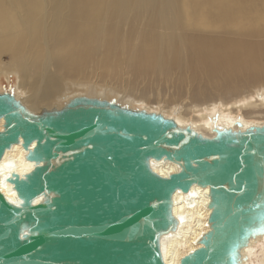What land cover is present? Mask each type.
<instances>
[{"label":"water","instance_id":"95a60500","mask_svg":"<svg viewBox=\"0 0 264 264\" xmlns=\"http://www.w3.org/2000/svg\"><path fill=\"white\" fill-rule=\"evenodd\" d=\"M0 123V160L20 142L34 163L6 176L13 200L0 187V264H166L174 194L192 185L208 189V230L178 264H242L264 235V124L204 135L101 96L32 109L7 90ZM158 160L178 170L162 175Z\"/></svg>","mask_w":264,"mask_h":264},{"label":"bare ground","instance_id":"6f19581e","mask_svg":"<svg viewBox=\"0 0 264 264\" xmlns=\"http://www.w3.org/2000/svg\"><path fill=\"white\" fill-rule=\"evenodd\" d=\"M119 51L124 70L111 65ZM70 52L78 56L70 58ZM10 70L32 109L56 105L51 100L70 84L94 96L98 85L88 81L97 72L102 95L116 90L123 102L138 92L146 110L204 135L214 125L235 128L236 120L243 127L264 124V90L255 88L264 87V0H0V72ZM25 153L18 142L0 160L1 191L10 200L6 176L34 166ZM151 164L162 175L178 170L166 160ZM208 200V189L198 185L175 192L178 226L161 240L166 264H178L200 246ZM251 242L242 250V264H264V235ZM248 256L256 262H247Z\"/></svg>","mask_w":264,"mask_h":264},{"label":"rangeland","instance_id":"374dc122","mask_svg":"<svg viewBox=\"0 0 264 264\" xmlns=\"http://www.w3.org/2000/svg\"><path fill=\"white\" fill-rule=\"evenodd\" d=\"M249 26L248 25H244V29H243V31H246V29L248 28ZM252 31V30H251ZM251 31H249V32H247L246 34H249V33H251ZM244 33V32H243ZM243 33H241V34H243ZM7 58H8V56L6 55V54H4ZM78 56L76 53H73V52H70L69 54H68V56L70 57V58H72L73 56ZM6 57H4L5 59H7ZM115 63L116 64H120L121 65V67H122V69L124 70L125 69V63H123V62H121L120 61V51L119 52H116V53H114L113 55H112V59H111V65L112 66H114L115 65ZM182 68H183V66H184V63H182V61H181V65H180ZM188 70H190V69H188ZM125 72V71H124ZM187 70H186V73H185V71L184 70H182V73L183 74H185V75H187ZM16 73V71H13V70H10L9 71V73H7L6 74V72H0V91L1 90H7V91H10V92H14L16 95H18V96H20V98H22V100H26V95L24 94V92H22V91H20L19 90V88H17L16 86H17V73ZM96 73V74H95ZM95 73H92L91 72V75H92V77L93 78H90V80L88 81V82H91V81H96V87H97V85H98V87L96 88V91H95V94H93V95H96V96H104V97H106V98H109V99H112V100H116V101H119V96L121 95V93H118V91H116V90H114L113 88V90H114V92L111 94V93H109V92H107L108 91V89L104 92V94L102 95L101 93H102V89H104V85H103V83H99V77H97L98 76V73L97 72H95ZM174 73H177V69L172 73V75L174 74ZM72 76H73V80H79V77L78 76H76V75H74L73 73H72ZM95 76V77H94ZM97 77V78H96ZM93 79V80H92ZM97 79V80H96ZM80 81V80H79ZM97 81H98V83H97ZM112 81H114V80H111V82ZM139 83V81L137 82V84ZM100 84V85H99ZM70 87H68L66 90H64V91H61V93L60 94H58L57 96H56V98H54V99H52L51 100V102H50V105L51 104H56V105H58V104H61L69 95H72V94H76V93H85V94H87V93H90V91H89V89L88 88H86L85 86L83 87V86H80V85H69ZM80 86V87H79ZM138 85H135V87H137ZM102 87V88H101ZM106 88H109V85L107 84L106 85ZM256 88V90H258L259 91V89H262L263 88V90H264V87H255ZM255 88H254V92H257L256 90H255ZM106 93V94H105ZM117 93V94H116ZM120 94V95H119ZM129 94H130V92H129ZM23 95V96H22ZM151 96H152V94H150ZM134 96H136V97H138V98H135ZM130 98L131 99H129L130 101H123V102H121V101H119V102H121V103H123V104H126V105H129V106H132V107H146L147 106V104H146V101L144 102V101H142V100H139L140 98H142L143 99V97H141L140 96V98H139V94H138V92H135L134 94H132V92H131V94H130ZM135 98V99H134ZM55 99H56V101H55ZM134 99V100H133ZM58 101V102H57ZM141 101V102H140ZM46 103H44V104H42V105H45ZM177 105H179V104H175V106H177ZM219 106V107H218ZM217 107H218V109H220V105L218 104L217 105ZM159 108H161V109H163V105L162 106H160ZM258 240H259V238H258ZM251 243H254V242H251ZM250 243V244H251ZM249 244V245H250ZM262 246H260V245H258V244H256V248L257 249H259V248H261ZM258 252V251H257ZM245 253H246V251H245ZM247 255V254H246ZM255 257L256 256H252L251 258H250V256H248V258H246V261L248 262V261H250V260H253V262L255 263L256 262V260L257 259H255Z\"/></svg>","mask_w":264,"mask_h":264},{"label":"snow or ice","instance_id":"6c2138e0","mask_svg":"<svg viewBox=\"0 0 264 264\" xmlns=\"http://www.w3.org/2000/svg\"><path fill=\"white\" fill-rule=\"evenodd\" d=\"M25 237L24 236H21V239H24Z\"/></svg>","mask_w":264,"mask_h":264}]
</instances>
